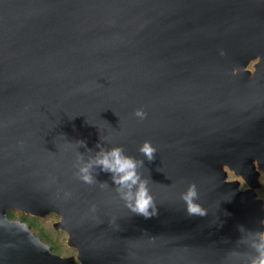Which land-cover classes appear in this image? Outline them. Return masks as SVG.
<instances>
[{
  "label": "water",
  "instance_id": "obj_1",
  "mask_svg": "<svg viewBox=\"0 0 264 264\" xmlns=\"http://www.w3.org/2000/svg\"><path fill=\"white\" fill-rule=\"evenodd\" d=\"M117 145L142 161L158 215L133 214L99 166L79 178ZM254 161L264 0H0V264H248L262 201L224 166L256 186ZM190 184L203 217L187 214ZM10 210L57 213L75 255Z\"/></svg>",
  "mask_w": 264,
  "mask_h": 264
},
{
  "label": "clouds",
  "instance_id": "obj_2",
  "mask_svg": "<svg viewBox=\"0 0 264 264\" xmlns=\"http://www.w3.org/2000/svg\"><path fill=\"white\" fill-rule=\"evenodd\" d=\"M134 114L139 119L145 118L146 115L140 108L136 109ZM138 151L151 161L155 158L157 149L149 141H144ZM140 163L142 161L125 155L123 149L117 145L107 151L101 150L94 160L81 165L79 178L87 184H93L95 181L90 172L93 165L99 166L102 171L110 172L114 184L119 186L117 191L121 192L125 206L133 214L151 218L158 215V212L148 191L147 182L141 179L137 172ZM181 198L186 204L189 216L203 217L207 214L206 210L195 202L198 198L195 184H190L187 190L181 193ZM254 235L256 239L252 242L251 247L254 249L255 255L251 256L248 264H264V231L256 232Z\"/></svg>",
  "mask_w": 264,
  "mask_h": 264
},
{
  "label": "rangeland",
  "instance_id": "obj_3",
  "mask_svg": "<svg viewBox=\"0 0 264 264\" xmlns=\"http://www.w3.org/2000/svg\"><path fill=\"white\" fill-rule=\"evenodd\" d=\"M257 60L258 59L248 64V70H250L251 72L253 71V65L257 62ZM224 170L226 172V179L228 181H238L239 188L241 190L249 188L247 186L246 180L240 174H236L232 170L229 171L226 166H224ZM258 184L259 187L257 186L258 188L254 187L253 189L256 192V197L261 199L262 208L264 210V172L262 171H260L258 174ZM10 211L12 212V219H19L28 224L32 232L36 236H38L44 243L49 245L52 248L53 252L59 254L60 256L75 255V248L67 244L66 231L55 227L56 222L60 219V216L57 213L49 212L44 216H34L16 210ZM22 216H24L25 219H23ZM262 223L264 225V218L262 219Z\"/></svg>",
  "mask_w": 264,
  "mask_h": 264
},
{
  "label": "bare ground",
  "instance_id": "obj_4",
  "mask_svg": "<svg viewBox=\"0 0 264 264\" xmlns=\"http://www.w3.org/2000/svg\"><path fill=\"white\" fill-rule=\"evenodd\" d=\"M252 61H254V59H251V60H249L247 63L248 64H250V62H252ZM248 64H246V66L244 65V68H246L247 70L249 69V66H247ZM236 70H238V68L237 67H235L234 68V70H233V72L235 73L236 72ZM254 164H255V161H254ZM256 165V164H255ZM228 169V168H227ZM255 169H256V172H260V171H262V172H264V169H262V168H258L257 167V165H256V167H255ZM229 171H230V169H228ZM233 172H234V170H232ZM245 180H246V178H244ZM256 186H254V185H252V182L249 180V179H247L246 180V183H247V186L249 187V188H254V187H257L259 184H258V176L256 177ZM259 187V186H258ZM257 187V188H258ZM256 189V188H255ZM44 216V215H43Z\"/></svg>",
  "mask_w": 264,
  "mask_h": 264
},
{
  "label": "trees",
  "instance_id": "obj_5",
  "mask_svg": "<svg viewBox=\"0 0 264 264\" xmlns=\"http://www.w3.org/2000/svg\"><path fill=\"white\" fill-rule=\"evenodd\" d=\"M7 215L11 218L12 217V212L11 211H8L7 212ZM22 218L25 219L24 216H22Z\"/></svg>",
  "mask_w": 264,
  "mask_h": 264
}]
</instances>
